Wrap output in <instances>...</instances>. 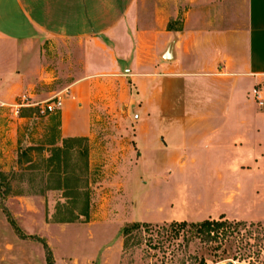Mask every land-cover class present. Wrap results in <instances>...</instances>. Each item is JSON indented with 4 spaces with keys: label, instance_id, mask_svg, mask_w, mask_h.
I'll return each instance as SVG.
<instances>
[{
    "label": "crops",
    "instance_id": "0c3cea01",
    "mask_svg": "<svg viewBox=\"0 0 264 264\" xmlns=\"http://www.w3.org/2000/svg\"><path fill=\"white\" fill-rule=\"evenodd\" d=\"M170 48L173 60L166 61ZM254 89L264 99V0H0L5 173L17 170V151L29 137L24 127L38 120L34 106L56 96L63 100L59 137L46 141L33 133L29 146L40 140L62 148L68 138L90 145L103 109L120 106L135 114L132 126H117L120 173L128 159L133 164L164 153L185 168L182 161L219 162L214 173L220 176L264 172V109ZM21 96L33 105L16 117L1 108ZM37 125L44 127L42 120ZM179 210L172 208L175 222L224 216L246 223L207 209L194 222Z\"/></svg>",
    "mask_w": 264,
    "mask_h": 264
},
{
    "label": "rangeland",
    "instance_id": "374dc122",
    "mask_svg": "<svg viewBox=\"0 0 264 264\" xmlns=\"http://www.w3.org/2000/svg\"><path fill=\"white\" fill-rule=\"evenodd\" d=\"M23 98L17 103H22ZM31 101L29 98L26 103ZM47 101L40 106L45 107ZM14 104L6 103L1 108L16 117ZM35 112L38 120L24 127L29 137L21 143L24 148L17 151V170L5 173L0 166V173L10 176V189L7 182L0 187V264H46L42 244L30 238L35 236L47 242L55 264H200L201 260L206 264H264V232L254 233L259 225L264 227V221L254 220L264 219L263 167L250 176L225 170L220 176L214 173V164L219 162L182 161L188 166L185 168L164 153L145 161L133 159V164L128 159L120 173L121 161L115 156L123 146L115 142L121 137L117 126L121 122L132 126L135 114H126L125 109L116 106L103 109L99 115V130L89 145L86 173L84 158L75 154L84 150L83 145L62 147L68 153L65 166L50 160L56 147L49 148L40 140L35 146L28 145L33 133L42 134L46 141L59 137V117L40 115L39 109ZM41 120L44 127L39 128ZM163 137L168 143V137ZM178 141L182 143L183 138ZM254 185L263 190L253 193ZM220 187L223 188L219 190ZM187 202L191 208L185 211ZM215 205L218 207L211 209ZM174 207L194 222L203 219L197 218L201 210H223L230 220L246 221L248 227L237 235V240L216 249V244L196 238L190 227L177 235L170 227L176 220L172 218ZM9 218L28 239L19 237ZM134 223L146 229L132 232L125 251L122 232ZM250 224L256 226L249 227ZM149 241L152 246L147 244Z\"/></svg>",
    "mask_w": 264,
    "mask_h": 264
},
{
    "label": "trees",
    "instance_id": "16d2710c",
    "mask_svg": "<svg viewBox=\"0 0 264 264\" xmlns=\"http://www.w3.org/2000/svg\"><path fill=\"white\" fill-rule=\"evenodd\" d=\"M75 145H83L84 150L82 151H76L75 153L78 156H81L85 160L86 164V173H88L89 168V142L86 138H68L64 140L63 148H70V146ZM63 148H57V152L53 154V157H51V161L53 163L58 164L59 166H65V162L67 161L66 158L68 157V153L63 150ZM9 175H6L4 173H0V187L1 185H6L9 187L8 179ZM64 182H66V179H63ZM10 189V187H9ZM10 223L15 228L17 234L22 240L28 239L27 236H25L20 229L16 226L14 221L9 218ZM255 224H250L249 227H255ZM170 227L172 230L175 231V233L178 235L181 231H184L186 228H192L196 238L200 239L202 242H205L206 244H216V249H220L222 246H225V244H230V242L237 240V235L241 233V231H245L248 225L245 222H231L228 220H225L224 216H221L219 220H212L207 219L201 222L196 223H187V222H174L170 224ZM259 228H256L254 230L255 232L261 233L264 232V227L258 226ZM146 229L145 225H141L140 223H134L131 226H126L123 229V249L126 251L129 249L130 241L132 239L131 235L134 230H144ZM31 239H34L35 241L42 244L43 249L45 251V260L46 264H55V259L52 253L51 248L47 244V242L40 237H30ZM148 245L152 246V242H147ZM255 254V253H254ZM253 255V253L251 254ZM256 257L259 256V253L255 254ZM251 257V256H250ZM200 264H206L205 260H201Z\"/></svg>",
    "mask_w": 264,
    "mask_h": 264
},
{
    "label": "built area",
    "instance_id": "2783aa9c",
    "mask_svg": "<svg viewBox=\"0 0 264 264\" xmlns=\"http://www.w3.org/2000/svg\"><path fill=\"white\" fill-rule=\"evenodd\" d=\"M253 98L257 104V106L260 108V109H264V99L263 97L261 96V93L258 89H254L253 90ZM22 103H16L14 105H12V107L14 106L16 109L17 112L20 111L21 107H24V105H28V106H32L33 104L31 103H26V102H29V98L27 97H24L22 100ZM46 106H40V104H34V108L36 107H39V108H36V109H39V114L40 115H46V114H49V115H55V114H58L62 108H63V100L59 97V96H56L50 100H48L46 103ZM2 106H6V104H2Z\"/></svg>",
    "mask_w": 264,
    "mask_h": 264
},
{
    "label": "water",
    "instance_id": "95a60500",
    "mask_svg": "<svg viewBox=\"0 0 264 264\" xmlns=\"http://www.w3.org/2000/svg\"><path fill=\"white\" fill-rule=\"evenodd\" d=\"M166 61H172L173 60V50L170 48L164 57ZM227 264H235L233 261H229Z\"/></svg>",
    "mask_w": 264,
    "mask_h": 264
}]
</instances>
